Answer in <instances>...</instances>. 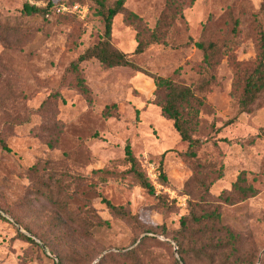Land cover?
I'll return each mask as SVG.
<instances>
[{
	"label": "rangeland",
	"instance_id": "rangeland-1",
	"mask_svg": "<svg viewBox=\"0 0 264 264\" xmlns=\"http://www.w3.org/2000/svg\"><path fill=\"white\" fill-rule=\"evenodd\" d=\"M53 2L0 0V140L9 148L0 146V264H60L58 255L61 264H95L146 237L158 243L145 241L142 264H183L172 236L188 213L185 183L192 169L180 155L187 144L160 113L152 77L192 87L201 67L198 42L234 41L235 58L253 63L257 26L264 29V0H126V11L113 17L111 43L130 56L133 68H102L95 58L71 68L86 47L101 39V21L91 0ZM25 3L67 9L40 18L24 14ZM159 20L161 40L132 54ZM212 73L209 90L194 92L200 104L194 102L188 112L194 115L197 107L192 136L202 141L201 162L222 165L221 177L209 187L212 195L229 189L241 171L248 179L255 177L258 193L223 206L222 214L242 236L245 251L255 252L254 264H262L264 131L259 128L264 126V97L259 109L228 122L238 108L226 57ZM104 110L110 115L104 116ZM126 144L154 195L127 173ZM33 165L39 177L30 173ZM56 179L67 191L78 189L71 210L89 205L108 222L94 228L90 239L74 226L57 230L51 225L58 214L45 197L44 184ZM103 199L129 210L136 220L127 224L113 216ZM116 258L113 264H134Z\"/></svg>",
	"mask_w": 264,
	"mask_h": 264
},
{
	"label": "trees",
	"instance_id": "trees-1",
	"mask_svg": "<svg viewBox=\"0 0 264 264\" xmlns=\"http://www.w3.org/2000/svg\"><path fill=\"white\" fill-rule=\"evenodd\" d=\"M49 2L52 3L53 0H49ZM91 2L101 21L102 37L97 43L86 47L70 63V67L77 68L78 65L91 58H95L102 68L135 67L130 56L114 48L111 43L113 17L126 11L124 5L126 0H91ZM49 5L48 3L46 7L42 8L25 3L22 12L26 15L44 18L46 10L50 8ZM162 23L161 20L157 21L155 28L149 31L146 39L144 41L138 40L132 54H140L148 44L161 40L162 30L160 26ZM232 34L234 36L238 34L237 20H234ZM257 36L256 57L253 63L235 58L233 45L236 43L234 41L221 43L198 42L196 46L202 52L201 67L198 70V79L192 84V87L180 84L172 78L152 77L156 87L155 96L160 113L172 121L174 130L178 133L180 139L187 144L186 149L180 155L184 161L190 164L192 169V174L185 183V191L188 195V213L180 217L178 228L172 236L183 264H254L256 261L255 252L245 251L242 236L224 223L222 214L223 206L233 205L258 193L254 185L256 179L255 177L248 179L247 173L241 171L231 183L229 189L223 190L217 195H212L209 192V187L221 177L222 165L218 169L216 164L212 162L204 163L198 158L197 152L202 146V141L193 137L191 130L195 124L194 116L197 114V107L194 115H189L188 112L193 109L194 102L200 104V100L194 96V92L203 95L214 83L215 78L212 71H214L222 57H226L228 60V65L232 71V87L234 94L237 96L238 111L234 118L228 122L233 121L239 113L249 114L263 105L261 101L264 97V29L259 25L257 26ZM79 85L86 91L84 82L79 80ZM107 115L110 114L104 110V116ZM259 129L264 131V126ZM0 146L9 151L2 140H0ZM124 161L128 165L127 173L133 181L148 194L154 195V188L145 174L141 172L129 144L124 147ZM29 169L30 173L39 177V171L35 165L29 167ZM97 171L106 172L103 169ZM161 173L163 180L164 174L162 171ZM52 179L50 178V180ZM38 181L40 180L38 179ZM44 185L45 197L58 214L57 217L51 220V225L57 230L63 226H74L81 232L82 236L90 239L94 228L108 224L107 221L100 219L89 205L86 206V209L82 208L79 211L71 210L70 203L78 195L77 188L67 191L62 182L57 179ZM102 201L110 214L119 217L127 224L136 220L135 215L129 210L112 204L108 199ZM25 229L29 233L35 234L28 226ZM23 237L35 243L28 237L24 235ZM146 240H153L158 243L156 239L146 237L135 248L117 254H105L95 264L116 263L118 259L116 257L118 256L119 258L131 259L134 264H142L143 254L140 252ZM42 242L47 244L45 241ZM58 258L61 264L62 256L58 255ZM174 263L178 264L176 260H174Z\"/></svg>",
	"mask_w": 264,
	"mask_h": 264
},
{
	"label": "built area",
	"instance_id": "built-area-1",
	"mask_svg": "<svg viewBox=\"0 0 264 264\" xmlns=\"http://www.w3.org/2000/svg\"><path fill=\"white\" fill-rule=\"evenodd\" d=\"M44 6H46L47 4H43ZM67 8L63 7V6H56V5H53L51 6L48 10H47V13H46V16H49V13L50 12H56V13H61V11H65ZM74 9H76V6H74Z\"/></svg>",
	"mask_w": 264,
	"mask_h": 264
}]
</instances>
